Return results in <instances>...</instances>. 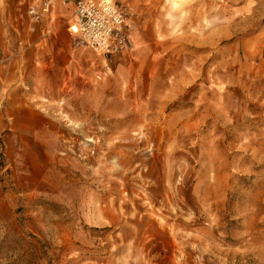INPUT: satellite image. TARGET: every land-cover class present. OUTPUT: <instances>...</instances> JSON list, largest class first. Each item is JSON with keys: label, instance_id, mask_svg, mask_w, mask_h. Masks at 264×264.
I'll list each match as a JSON object with an SVG mask.
<instances>
[{"label": "rangeland", "instance_id": "374dc122", "mask_svg": "<svg viewBox=\"0 0 264 264\" xmlns=\"http://www.w3.org/2000/svg\"><path fill=\"white\" fill-rule=\"evenodd\" d=\"M115 1L58 150L0 136V264H264V0Z\"/></svg>", "mask_w": 264, "mask_h": 264}, {"label": "crops", "instance_id": "0c3cea01", "mask_svg": "<svg viewBox=\"0 0 264 264\" xmlns=\"http://www.w3.org/2000/svg\"><path fill=\"white\" fill-rule=\"evenodd\" d=\"M40 1L0 0V136L16 139L18 153L46 162L60 143L62 109L55 103L64 99L69 107L74 95L89 91L94 65L117 55L97 58L74 42L67 27L75 0L57 1L36 21L28 9ZM64 113L68 120L79 116ZM6 146L12 152L11 142Z\"/></svg>", "mask_w": 264, "mask_h": 264}, {"label": "built area", "instance_id": "2783aa9c", "mask_svg": "<svg viewBox=\"0 0 264 264\" xmlns=\"http://www.w3.org/2000/svg\"><path fill=\"white\" fill-rule=\"evenodd\" d=\"M57 1L41 0L38 5L30 6L28 12L37 21L48 14ZM62 1L67 3V0ZM127 13V6L115 0H75L67 28L79 46L101 56L122 55L133 47ZM107 71V67L99 70L94 79L102 80Z\"/></svg>", "mask_w": 264, "mask_h": 264}]
</instances>
